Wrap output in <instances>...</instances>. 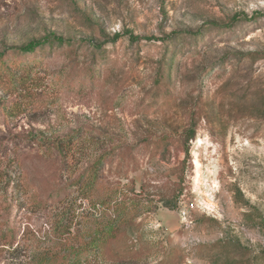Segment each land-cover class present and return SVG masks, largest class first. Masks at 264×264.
I'll list each match as a JSON object with an SVG mask.
<instances>
[{"label":"rangeland","instance_id":"obj_1","mask_svg":"<svg viewBox=\"0 0 264 264\" xmlns=\"http://www.w3.org/2000/svg\"><path fill=\"white\" fill-rule=\"evenodd\" d=\"M50 35L74 44L25 57L27 89L58 101L0 123V216L14 227V152L35 151L23 136L91 124L100 150L143 148L128 176L150 207L130 232L136 264H264V0H0V52Z\"/></svg>","mask_w":264,"mask_h":264},{"label":"trees","instance_id":"obj_2","mask_svg":"<svg viewBox=\"0 0 264 264\" xmlns=\"http://www.w3.org/2000/svg\"><path fill=\"white\" fill-rule=\"evenodd\" d=\"M130 40L151 39L131 34ZM73 44L50 35L26 47L0 52V123L8 126L22 115L44 113L58 101L43 89H27L37 81L30 77L35 64L25 57L48 45ZM11 53L23 63L11 62ZM87 71L93 73V67ZM102 137L107 134L91 124L63 137L23 136L35 151L30 155L25 146H18L14 152V227L6 215L0 216V249L14 252V264L135 263L136 255L128 247L130 232L150 207L143 195L131 189L135 183L128 176L137 168L143 148L111 143L103 151L98 146ZM143 144L153 153L160 143L147 139ZM116 166L126 172L130 184L121 177L112 179ZM82 203L87 209L82 210ZM21 212L25 224L19 221ZM36 213L43 214L41 227L31 221Z\"/></svg>","mask_w":264,"mask_h":264},{"label":"bare ground","instance_id":"obj_3","mask_svg":"<svg viewBox=\"0 0 264 264\" xmlns=\"http://www.w3.org/2000/svg\"><path fill=\"white\" fill-rule=\"evenodd\" d=\"M197 164L199 165V162L197 161Z\"/></svg>","mask_w":264,"mask_h":264}]
</instances>
